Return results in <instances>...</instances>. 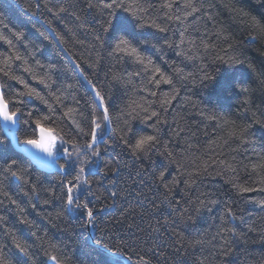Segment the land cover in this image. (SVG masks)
Segmentation results:
<instances>
[{"label": "snow or ice", "instance_id": "snow-or-ice-1", "mask_svg": "<svg viewBox=\"0 0 264 264\" xmlns=\"http://www.w3.org/2000/svg\"><path fill=\"white\" fill-rule=\"evenodd\" d=\"M253 2L264 10V0H253ZM153 7V3L149 0H87V10L100 18L99 26L94 29L95 36L94 42L90 45L91 51L88 57H85L82 52L67 57L81 85H86V95L90 98L86 108L80 107L81 98L78 95L69 93L73 87L72 84L69 83L63 87L58 84L55 78V74L59 71L58 66L54 63L45 64L36 58V52L41 49L35 42L27 40L26 32L22 28H15L0 20L2 25L0 42L7 45L6 54L0 53V121L4 124L3 130L16 142L17 147L23 145L22 151L32 150L28 152L30 159L24 163L13 158L7 160L0 168V177L19 182L21 195L29 199L18 200L8 190L0 187V197H2L0 205H5L7 202L17 210L18 222L27 227L34 240L39 242V248L45 257L43 264H72V260L61 245L48 238L46 230H43L41 234V230L36 229L35 222L26 215L24 203H28L33 209L38 206L36 202H33V198H38L39 195L37 186L31 182L28 175L33 162L41 168H56L57 174L62 175L60 180L62 191L57 194L55 189H51L49 195L62 204L61 213H57V217L60 218L62 213H77L82 217L80 221L82 230H86L89 225H95L97 211H105L104 208H93L88 199L93 195L88 175L94 176L96 173H89L87 166L101 157V145L105 146V152L119 147L134 161L141 163L145 159H150L152 155H158L164 157L169 165L176 166L178 175L175 177L170 175L167 166H161L152 176L154 183L159 182L157 188L163 189L162 203L167 202L169 217L173 218V223L182 224L185 227L195 224L193 213H199L205 208L210 211V205L217 203L215 199L208 198L209 193L202 194L204 198L197 196L195 200L190 196V192L196 187L197 177L209 173V169L216 164L221 166L223 172L232 173L226 178V182L231 184L238 197L254 200L264 207V198L255 200L254 197L245 195L253 192L264 193V176L261 175V171H264V157L260 158L259 163L251 165V171L259 178L254 184L249 185L238 182L237 169L231 163L215 158V148H209V152L213 155L208 159L201 160L198 153H192L191 161L184 163L183 158H178L171 149V141L162 135L168 125L166 114L173 101L181 94L178 86L180 82L217 83L219 95L224 97L235 96L240 99L239 94H243L241 108L243 114H247L252 107V98L256 89L250 87L242 78L236 77L231 70L241 67L247 69L255 78L257 86L264 89V68L258 69L243 55H237L236 49L228 43V47L222 49V55L216 54L212 58L213 64L223 65L225 68L222 79L219 78V67L209 72L207 65L204 64L200 67L202 74L198 75V79L197 74L186 72L185 68L179 65L174 66L172 72L165 71L156 59L164 60L166 49L173 50L177 57L182 58V61H194L202 58L198 54L208 53L214 45L209 43V38H206L207 33L203 36H194L190 31V28L195 31L193 21L197 20L198 15L204 14L200 0H161L159 5L161 14L155 16L152 12ZM41 10L52 17V19L46 18L44 23L63 52L70 51L67 47L69 44H79L85 49L89 47L77 37L73 28L65 25L58 30L53 26V19L62 20L65 14H72L77 21L81 20L80 15L72 12L63 0H38L35 9L30 3L24 6V11L32 16H37ZM236 14L249 39L253 42L264 39V14H254L242 8L237 10ZM208 15L211 19V15ZM173 23L177 27V32L172 30ZM83 26V24L79 25V27ZM37 32L40 37L48 40L49 43L52 42L45 37L44 32L39 29ZM221 37L226 42L231 39L220 31L214 32L211 39ZM105 47L108 49V56L114 60H123L138 66L129 74L130 78L126 83L134 84L137 80L143 81V85L137 91L142 94L147 93V96L141 95L139 99L131 98L118 114L113 111L112 97L96 79H93V77L98 78L99 70L102 68L104 56L100 50ZM149 50L159 53V57L154 59ZM92 52L97 53L95 59L92 58ZM164 63L167 64L168 61L164 60ZM112 79L122 80L123 78L114 74ZM10 81L20 85L14 94L7 91L14 87L9 83ZM29 81H34L41 87L37 88ZM161 85L170 86L169 91H161ZM153 97L156 99H150ZM69 98L73 101L71 106L66 103ZM185 99L191 103L189 97ZM33 100L43 105L46 111H41L39 105L28 107L29 102ZM199 114L205 115L203 111ZM251 115L254 119L249 120L246 125L236 126V122L232 121L233 127L227 129V137L247 143L248 130L254 124L264 126V120L261 119L264 117V112L253 111ZM206 118L216 120L218 124L222 119L214 112L207 113ZM136 123L144 127L134 128ZM17 131L21 134L17 135ZM175 135H178V132L173 130V136ZM105 136L107 139L104 138ZM4 143V140H0V145ZM191 147L192 145H188V148ZM222 171H217L216 175H221ZM115 174L116 172L113 171L112 175ZM111 183L114 184L115 181ZM181 185H183L182 188ZM82 188L84 189L83 199L78 195ZM115 195L116 193L113 192L112 196ZM137 195L143 194L137 193ZM175 196H179V199H175ZM143 202V200L140 201V203ZM50 203L51 201L47 198L43 200L44 205ZM160 209L161 205L153 200L152 211L156 212ZM219 219L220 225L211 236L205 233L188 239L181 234L184 231L181 229V232L176 233L174 251L186 257L189 254L188 249L195 251L210 245L217 258L228 257L235 250L236 242L245 241V233L235 226L234 221L239 217L231 205L225 206ZM164 223L168 224V220ZM127 227L131 229L133 225L128 224ZM149 227L153 232L160 231L157 227L151 225ZM0 229L10 241V243L0 244V264H38V257L34 251L35 244L22 240L15 230L8 228L7 219L4 216H0ZM253 230L251 225L247 227L248 232ZM92 244L97 250V255L103 257L92 264H122V262L153 264L152 256L157 258V264H159V260L165 258L163 252L148 248L147 252L139 254L138 258L133 260L124 245L110 244L103 237L94 239ZM7 249L15 250L14 258L7 254ZM132 250L135 251V249ZM148 253H152V256ZM205 260L206 257L194 256L192 264H205ZM184 264H187V260Z\"/></svg>", "mask_w": 264, "mask_h": 264}, {"label": "trees", "instance_id": "trees-1", "mask_svg": "<svg viewBox=\"0 0 264 264\" xmlns=\"http://www.w3.org/2000/svg\"><path fill=\"white\" fill-rule=\"evenodd\" d=\"M37 2L38 0H0V20L15 28H22L26 32L27 40L35 42L41 49V51L36 52V58L45 64H56L59 68L55 74L58 84L61 87L69 83L72 84L73 87L69 93L78 95L81 98L80 107L86 108V103L90 100L89 96L86 95V85H81L72 66L42 26L46 18L52 19V17L44 10H41L37 16H32L24 11L26 4L30 3L35 9ZM63 2L70 7L72 12L80 15L81 20L77 21L72 14H65L62 20L53 19V26L57 27L58 30L65 25L73 28L77 37L89 46L85 49L79 44H69L67 45L70 49L69 56L82 52L85 57H88L91 51L90 45L94 42V29L99 26L100 18L87 10V0H63ZM149 2L154 5L153 15H160L161 0H149ZM200 2L203 5L204 14L198 15L197 20L193 21L195 31L192 28L190 31L194 36H203L207 33L206 38H209V43L214 45L213 49L208 53L201 52L198 55L202 58H197L194 61H182V58L177 57L173 50L166 49L164 60L168 61L167 64L164 63V60L156 59L159 57V53L149 50L162 69L172 72V68L179 65L184 67L186 72L197 74L198 79V75L202 74L200 67L204 64L207 65L209 72L219 67V78L222 79L225 68L223 65L213 64L212 58L216 54L222 55V49L227 48L228 43L233 45L237 55H243L258 69L264 68V39H258L256 42L249 39L236 14L237 10L241 8L254 14H264V10L257 7L253 0H200ZM208 14L211 15V19H209ZM80 24L84 26L79 27ZM37 29L44 32L45 37L51 39L52 42L49 43L48 40L40 37ZM172 30L173 32L178 31L174 23ZM217 31L222 32L225 36H230V41L226 42L222 37L215 40L211 39L213 33ZM6 49L7 45L0 42V53L6 54ZM21 50L23 51V49ZM100 52L104 56L102 68L99 70L98 78L93 77V79H96L112 97L113 111L118 114L119 110L131 98L139 99L141 95L147 96V93L142 94L137 91L143 85V81L137 80L134 84L126 83L130 78L129 74L134 72L138 66L109 57L107 47L101 49ZM96 55V52H92L93 59ZM231 71L236 77L242 78L250 87L256 89L252 98V107L247 114H243L241 108L243 94H239L240 99L235 96L224 97L219 95L217 83L180 82L178 86L181 94L173 101L166 114L168 125L162 135L171 141V149L174 150L178 158H183L184 163L191 161L192 153H198L201 160L208 159L209 156L213 155L209 152V148H215L217 160L224 159L237 169L236 179L238 182L252 185L259 177L251 171V165L259 163L260 158L264 157V126L254 124L248 130L247 143L228 138L226 131L233 127L232 121L236 122V126L246 125L249 120L254 119L251 115L253 111L264 112V89L257 86L255 78L247 69L241 67ZM114 74L123 79L113 80ZM29 82L37 88L41 87L34 81ZM9 83L13 84L14 87L7 91L14 94L20 85L11 81ZM169 89L170 86L161 85V91H169ZM186 97L190 98L191 103L185 99ZM66 103L71 106L73 101L69 98ZM36 105H39L41 111H46L44 106L35 100L30 101L28 107L31 108ZM201 111L205 115L199 114ZM209 112H214L222 118L219 124L216 120L206 118V114ZM261 119L264 120V117ZM224 121H228V123H224ZM143 127L142 124H134V128ZM173 130H176L178 135L173 136ZM148 131L151 130L148 129ZM20 134L21 132L17 131V135ZM0 140L5 141L3 145H0V168L9 159L15 158L21 163L29 160L14 149L11 140L6 136L1 126V122ZM188 145H192V147L188 148ZM104 147L101 145V157L87 166L89 173H96L94 176L88 175L93 193L88 199L93 208L108 210L106 213L97 214L95 225H91L94 230V239L103 237L110 244L124 245L128 255H131L133 260L137 259L139 254L147 252L148 248H152L156 252H163L165 258L159 260V264H166V262L167 264H184L185 260H187V264H192L194 256L206 257L205 264H264V235H262L264 233V207H261L254 200L244 199L235 194L231 184L226 182V178L232 175L230 171L223 172L221 166L216 164L209 169V173L197 177L196 187L190 192L191 198L193 200L197 196L204 198L202 194L209 193L208 198L215 199L217 203L210 205V211L205 208L199 213H193L196 220L195 224L185 227L182 224L173 223V218L169 217L167 202L162 203L163 189H158L159 182L154 183L152 179L153 173H157L161 166H167L170 175L177 176L178 173L174 164L169 165L164 157L158 155H152L150 159H145L141 163L134 161L119 147L108 152L104 151ZM113 171L116 172L115 175H112ZM217 171H222V174L216 175ZM28 175L31 182L37 186L39 195L38 198H33V202H36L38 206L33 209L28 203H24V207L28 218L35 222L36 229L41 230V234L43 230H46L48 238L61 245L71 257L72 264H92L94 261L98 262L103 259L97 255V250L91 243L87 229L82 230L80 228L82 217L75 212L62 213L60 218L57 217V213H61L62 204L49 195V190L55 189L57 194L62 191L60 185L62 175H58L57 170L47 172L34 164L30 166ZM261 175L264 176V171H261ZM113 180L115 181L114 184L111 183ZM0 187L8 190L18 200L27 201L29 199L21 195L19 182L10 178L0 177ZM182 187L183 185H181ZM113 192L116 193L115 196H112ZM137 193L143 195L138 196ZM83 194L84 189L82 188L81 192L78 193L81 199H83ZM245 195L254 197L255 200L264 198V193L258 192ZM46 198L51 201L48 205L43 204V200ZM174 198L179 199V196ZM141 200L144 202L140 203ZM153 200L156 204L161 205L160 211H152ZM226 205H231L234 208L239 217L234 221V224L238 230L245 233L246 238L245 241L235 243V250L228 257L217 258L210 245L195 251L188 249L189 254L186 257L174 251L176 233L181 232V229L184 230L181 234L188 239L205 233L209 236L214 234L220 225L219 218ZM0 216L6 217L7 227L15 230L18 237L30 244H35L34 251L38 257V264H43L45 257L39 248V242L34 240L27 227L18 222L17 210L6 202L5 205H0ZM165 220H168V224L164 223ZM118 221L121 222L118 223ZM128 224H132L133 228L129 229ZM150 225L159 228L160 231L153 232L149 227ZM249 225L254 229L252 232L247 231ZM5 242L10 243L4 231L0 229V244ZM185 244L187 245V240ZM6 251L10 257H15L14 249H7ZM148 255L152 256V253H148ZM152 258L153 264H157V258L154 256ZM122 264L124 263L122 262Z\"/></svg>", "mask_w": 264, "mask_h": 264}, {"label": "water", "instance_id": "water-1", "mask_svg": "<svg viewBox=\"0 0 264 264\" xmlns=\"http://www.w3.org/2000/svg\"><path fill=\"white\" fill-rule=\"evenodd\" d=\"M35 19L38 20L37 17H35ZM41 23H42V22H41ZM42 26L44 27V29H45V30L50 34V36L52 37V34H51V33L48 31V29L46 28L45 23H42ZM52 39L54 40V37H52ZM54 42H55V40H54ZM55 43H56V42H55ZM56 44H57V43H56ZM59 50L63 53V55L65 56L66 59H67V57H69L68 53L63 52L60 48H59ZM67 60H68V62L70 63V60H69V59H67ZM70 65H71V64H70ZM0 122H1V126H2V128L4 129V124H3V122H2V121H0ZM9 127H10V126H9ZM4 132H5V131H4ZM5 134H6V136H7V133H6V132H5ZM7 137H8V136H7ZM8 138L11 140V144H12V146L14 147V149H15L16 151H18L19 153H21V154H22L24 157H26L27 159H30V157L28 156V152H31V151H32L31 149H26V150L22 151L21 149L24 148L23 145L17 147L16 142H15L14 140H12L11 137H8ZM104 138H106V136H105ZM33 164L36 165V166H38L39 168H41L38 164H35V162H33ZM41 169H43V170H45V171H47V172H52V171H54V170H57L56 168H41ZM106 212H108V210H105L104 212H99V211H97V212H96V215L99 214V213H106ZM87 232H88V235H89L90 240H91V243H92V241H93V239H94V230L92 229L91 225L88 226V228H87ZM115 259H118V258H115ZM123 263L125 264V262H123Z\"/></svg>", "mask_w": 264, "mask_h": 264}]
</instances>
